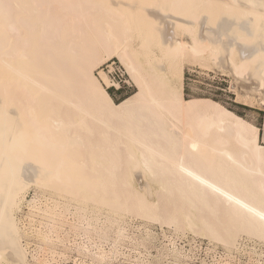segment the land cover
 I'll list each match as a JSON object with an SVG mask.
<instances>
[{"label":"bare ground","instance_id":"obj_1","mask_svg":"<svg viewBox=\"0 0 264 264\" xmlns=\"http://www.w3.org/2000/svg\"><path fill=\"white\" fill-rule=\"evenodd\" d=\"M115 59L135 88L119 103L102 70ZM190 65L229 73L238 100L263 106L264 0H0V264L33 256L18 216L33 187L53 196L28 202L29 217L57 222L38 232L46 244L62 243L68 214L100 238L103 212L117 241L128 219L227 249L264 240L259 129L187 99ZM95 246L101 263L120 257ZM158 258L192 259L176 239Z\"/></svg>","mask_w":264,"mask_h":264},{"label":"rangeland","instance_id":"obj_2","mask_svg":"<svg viewBox=\"0 0 264 264\" xmlns=\"http://www.w3.org/2000/svg\"><path fill=\"white\" fill-rule=\"evenodd\" d=\"M102 70L108 74L112 81L120 85L119 88L109 89L110 94L117 103L135 91L125 69L116 59L105 65ZM233 83L234 81L229 73L190 65L186 69L185 97L187 99L194 97L208 98L218 102L257 127L260 142L263 143L264 105H258V102L247 104L242 100H238ZM50 192L47 189L31 188L26 195L27 202L23 203L22 211L18 214L21 228L25 229V232L30 235L29 238L23 239L24 244L29 245V251L33 255H28L29 264H132L137 262L138 259L139 262L144 261L145 264H161L158 260L159 252L165 244L168 246L169 239H176L179 248L192 257L185 264H264V240L246 235L238 239L236 249H227L222 243L210 241L208 238H194L192 234L180 239L174 238L172 229L167 226L163 227L159 223L146 224L139 219H128L120 224L127 229L125 232L126 239L117 241L115 232L107 228L108 225L105 222L106 212H103L102 215L99 214L100 219L96 222V229L102 230L99 234L100 238L94 236V240L87 241L86 236H78L72 225L75 224L74 217L68 214L67 221H69V224L67 223L59 231L62 243L57 241L54 235V237L51 236L53 242L49 241L46 244L38 237V232L42 231L47 234L57 222L54 223L52 220L41 216L29 217L28 202L35 199L43 206L47 203L51 204L53 196ZM49 198L50 201L52 200L51 203ZM70 211L73 213L75 209L70 208ZM89 211L91 210H88L87 215H90ZM85 226H87L86 223ZM145 233L155 236L156 239L148 237ZM85 242L90 247L89 250L80 251L79 245ZM95 245L101 247L103 245L108 253L114 249L118 250L120 253L119 259L107 260L101 263L96 257L97 249ZM49 261L50 263H48Z\"/></svg>","mask_w":264,"mask_h":264}]
</instances>
